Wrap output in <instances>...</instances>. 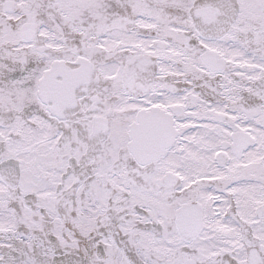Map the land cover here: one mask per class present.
I'll return each mask as SVG.
<instances>
[{
  "label": "snow or ice",
  "instance_id": "snow-or-ice-1",
  "mask_svg": "<svg viewBox=\"0 0 264 264\" xmlns=\"http://www.w3.org/2000/svg\"><path fill=\"white\" fill-rule=\"evenodd\" d=\"M0 264H264V0H0Z\"/></svg>",
  "mask_w": 264,
  "mask_h": 264
}]
</instances>
